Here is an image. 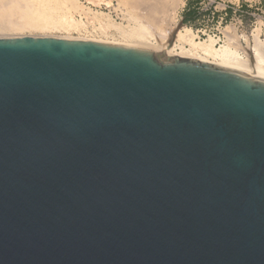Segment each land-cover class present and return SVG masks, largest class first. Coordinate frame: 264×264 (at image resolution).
Instances as JSON below:
<instances>
[{"label": "water", "instance_id": "95a60500", "mask_svg": "<svg viewBox=\"0 0 264 264\" xmlns=\"http://www.w3.org/2000/svg\"><path fill=\"white\" fill-rule=\"evenodd\" d=\"M98 40L0 37V264H264V77Z\"/></svg>", "mask_w": 264, "mask_h": 264}, {"label": "bare ground", "instance_id": "6f19581e", "mask_svg": "<svg viewBox=\"0 0 264 264\" xmlns=\"http://www.w3.org/2000/svg\"><path fill=\"white\" fill-rule=\"evenodd\" d=\"M133 2H136V0ZM167 2L165 0L166 5ZM170 2L171 4H173L172 7H169L170 8L169 10L168 9L164 10L162 12V17L158 15L159 17L162 18L159 19V21L163 20L164 24L165 21L167 23V21L169 22L174 20V16H176L175 12L184 3L183 0H175L173 1V3L172 1ZM80 3L78 0H0V35L3 36L7 34L11 36H19L26 34V32L27 33L40 32L41 36H50L49 33L50 32L53 33L54 31H61V32L64 31L68 34L94 33L96 34L94 36L118 38L120 42H122L120 44L132 45V46L148 48L152 50L161 49L172 36L173 32H168L166 31V29L164 30V28L160 27L161 30L159 29L160 32H158L160 38L159 39L158 36L153 34L154 32H150L149 31L150 29L148 30V28L143 22L134 23L135 24L134 26H131L132 24H130L129 26L126 25L123 26L122 24H117L115 23L116 20L115 21L111 20V18L108 15H105L104 13H99L100 11L99 12L93 11L91 8L82 9ZM144 4L145 2L141 4V0H140L139 5H144ZM149 4L152 5L151 7H149L148 19L154 21L153 19H156V14H159L160 12L159 9L161 7L159 6L160 4L158 5V2L155 5L154 2ZM58 5H62L66 8L65 13L56 12ZM147 5H145V7ZM164 6H162L163 7L162 9H160L161 11L165 9ZM74 13H82L91 16L92 19L98 20L100 22L99 27L96 26L97 27L96 28L95 25H93V30H92L93 32H90L89 29L90 28L92 29V27L88 28L89 26L88 24L90 22L86 23L85 22L86 19L84 20L85 23L83 21H77L76 19H74ZM70 14L72 15V17L69 16ZM154 23H157V25H159L158 19ZM90 25L92 26L91 23ZM154 27L156 28L158 26H154ZM33 35L34 34H32V36ZM196 36L197 35L194 34L191 29L182 26L177 32V36L174 44L171 46H169L168 44L167 52L169 54L178 57L191 58L207 63L236 68L250 72L256 76L264 77V42L259 41L258 39L256 40L257 42H255L256 43L255 46H253L254 49L258 51L257 54H259L258 57L259 59L257 58L256 60L253 59L252 57L248 59H243L230 46L227 47L223 46L217 48L216 41L213 37H210L208 40L205 41H197L198 39L196 40ZM70 37L71 36H69L68 38ZM156 37H157V42H156ZM71 38H73V36ZM93 38L89 40H93ZM99 39L102 40L101 38ZM102 42L105 41L102 40ZM111 42L113 43V41Z\"/></svg>", "mask_w": 264, "mask_h": 264}, {"label": "rangeland", "instance_id": "374dc122", "mask_svg": "<svg viewBox=\"0 0 264 264\" xmlns=\"http://www.w3.org/2000/svg\"><path fill=\"white\" fill-rule=\"evenodd\" d=\"M78 1L79 3L81 2L80 5L82 6V9L91 8L93 11H97V12L100 11L99 13H104L105 15H108L111 18V20L113 21L116 20L115 23L122 24L123 26L125 25L129 26L130 24H132L131 26H134L135 25L134 23L143 22L148 28V30L150 29L149 30L150 32H154L153 34L158 36V38H159L158 32H160L161 28H164V30L166 29V31L168 32H173L177 28L178 24L182 22L184 27L191 29L193 33L198 36V37L196 36V40L198 39L197 41H205L208 40L210 37H213L216 41L217 48L223 46L224 47L230 46L243 59H248L252 57L253 59L257 60L259 54H257L258 51L255 50L253 46H255L256 44L255 42H257L256 40L258 39L259 41L264 42V0H183L184 3L175 12L176 16H174V20L169 22L167 21V23L165 21V24L163 20L159 21V19H162L161 18L162 12L164 10L166 9L169 10L170 9L169 7H172L173 4H171L170 1H172L173 3V1L175 0H166V2L168 1L167 5L170 3L169 4L170 6L166 5L165 0H159V1L156 0V3L155 0H151V1L141 0V4L145 2L144 5H139L140 0L139 1L136 0V2H133L135 0L133 1L132 0H78ZM153 2L154 5L157 4L158 2V5L160 4L159 6L161 7L160 9L163 8L162 6L166 5L164 6L165 9H163L162 11L159 9L160 12L159 14H156V19H153L154 21L148 19L149 7H151L152 5L149 3H153ZM145 5L147 6L145 7ZM63 7L64 6L62 5H58L56 12L65 13L66 8ZM142 7L144 8V10ZM158 15L161 17H159ZM69 16L72 17L71 14ZM74 19L83 22L86 19L85 20L86 23L90 22L92 26L90 25V23L88 24L89 26L87 25L88 28L92 27V29L91 28L89 29L90 32H93L92 31L93 25H95V27L96 26L99 27L100 25V22L98 20H94L91 18V16L82 13H74ZM157 19L159 25H157V23H154ZM154 26H158V27L155 28ZM51 33L52 32L49 33L50 36H44V37L68 38L69 36L71 37L73 36V38L71 37L70 38L71 39L85 38V40H89L94 37L93 40L96 39L99 41L103 40L108 43H112L111 41H113V43L114 42L117 43L118 41V43H122L118 38L94 36L96 35L94 33L92 34L76 33L77 35L74 33L68 34L64 31L62 32L54 31L52 34ZM32 34L34 35L32 36ZM24 35L25 36L31 35L32 37L41 36L40 32H28V33L26 32V34ZM24 35H19V36L24 37ZM5 36H11V35H7V34L3 36L0 35V37H5ZM99 38H101L102 40H100ZM156 42H157V37H156Z\"/></svg>", "mask_w": 264, "mask_h": 264}]
</instances>
